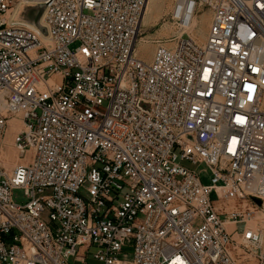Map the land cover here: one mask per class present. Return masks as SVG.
Returning <instances> with one entry per match:
<instances>
[{
  "label": "built area",
  "instance_id": "2783aa9c",
  "mask_svg": "<svg viewBox=\"0 0 264 264\" xmlns=\"http://www.w3.org/2000/svg\"><path fill=\"white\" fill-rule=\"evenodd\" d=\"M148 1L0 0V264H264V0Z\"/></svg>",
  "mask_w": 264,
  "mask_h": 264
},
{
  "label": "rangeland",
  "instance_id": "374dc122",
  "mask_svg": "<svg viewBox=\"0 0 264 264\" xmlns=\"http://www.w3.org/2000/svg\"><path fill=\"white\" fill-rule=\"evenodd\" d=\"M162 1L164 3V6L163 7H153L152 12H151V13H155L158 16H161L162 19H159L156 21L153 19L154 18L153 17V18L147 19L145 22L142 21V29H141V35L139 38V43L137 45V51H138V55L146 61H150L152 59L153 53L155 52L156 48L159 45H162L168 48L173 47L174 44L177 42L178 38H180L182 35H183L182 36L183 38H187L188 36H190L193 39H196L199 43L204 42L205 34L209 28L208 27L209 21H210L209 14L200 13L196 17V19L198 18L197 20L199 22L197 29L193 31H187L185 28L181 26L180 22H178L177 20L173 18L174 0H162ZM23 14H24L23 16L27 20L29 21L34 20L33 19L34 13L28 8L25 9V12ZM196 30H202L204 36L199 37L196 33ZM15 134H16L15 131L14 130L11 131V128H9L6 133L5 141H8L12 144ZM6 153L8 154V151ZM6 159L8 163L6 164L5 168L7 169L9 173H11L15 166L14 165L15 157L13 155H11V157L8 156V158L4 157L3 161H5ZM192 168L195 169L197 172L201 173V178L205 184L209 183L210 176H209V173H205L204 166H198V167L194 166ZM14 200L16 203H19L21 205H25L28 202V199L24 195V192L22 190L14 191ZM198 224H199V221L197 222V225ZM242 228H243L242 226L239 227L240 231L242 230ZM95 251H96L95 248H92L90 250L91 253H94ZM248 264H254V263L250 261Z\"/></svg>",
  "mask_w": 264,
  "mask_h": 264
},
{
  "label": "bare ground",
  "instance_id": "6f19581e",
  "mask_svg": "<svg viewBox=\"0 0 264 264\" xmlns=\"http://www.w3.org/2000/svg\"><path fill=\"white\" fill-rule=\"evenodd\" d=\"M164 6V3H163V1L162 0H149L148 1V4H147V7H146V10H145V12H144V18H143V22H145L147 19H149V18H153L154 20H159V19H162V17L161 16H158V15H156L155 13H151L152 12V8L153 7H163ZM173 7H174V4H173ZM26 9V8H25ZM25 9H22V12H21V14L22 15H24L23 13L25 12ZM151 13V14H150ZM198 19V18H197ZM196 18H193V21L189 24V25H185V29L187 30V31H193V30H195V29H197V27H198V24H199V22H198V20H197ZM31 21V20H30ZM34 21V20H33ZM33 21H31V22H33ZM209 23H210V21H209ZM196 33H197V35L200 37H202V36H204V34H203V31L202 30H196ZM206 35V34H205ZM192 38V37H191ZM44 39V38H43ZM46 39V38H45ZM44 39V40H45ZM193 39V38H192ZM204 42H205V40H204ZM204 42H202V43H200V44H203ZM199 43V42H198ZM13 125H15V122H11V131H13V130H15V126H13ZM8 151V154L6 153L7 151ZM1 151L3 152V156H5V157H7L8 158V156L9 157H11V155H13L14 157H15V160H14V165L16 166L18 163H21L22 161L20 160V158H19V156L17 155V153L14 151V149H13V146H12V144L10 143V142H8V141H4L3 142V147L1 148ZM12 151V152H11ZM10 153V154H9ZM8 162H7V159L5 160V161H3V165H4V167H6V164H7ZM14 166V167H15ZM231 229V228H230ZM252 262L255 264V263H257L256 262V260H254V259H252Z\"/></svg>",
  "mask_w": 264,
  "mask_h": 264
},
{
  "label": "crops",
  "instance_id": "0c3cea01",
  "mask_svg": "<svg viewBox=\"0 0 264 264\" xmlns=\"http://www.w3.org/2000/svg\"><path fill=\"white\" fill-rule=\"evenodd\" d=\"M208 27H209V25H208Z\"/></svg>",
  "mask_w": 264,
  "mask_h": 264
}]
</instances>
